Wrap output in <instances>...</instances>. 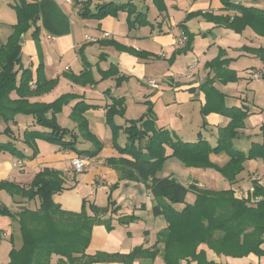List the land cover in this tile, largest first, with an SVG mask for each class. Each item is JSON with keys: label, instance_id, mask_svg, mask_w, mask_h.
Masks as SVG:
<instances>
[{"label": "crops", "instance_id": "1", "mask_svg": "<svg viewBox=\"0 0 264 264\" xmlns=\"http://www.w3.org/2000/svg\"><path fill=\"white\" fill-rule=\"evenodd\" d=\"M18 1L0 0V46L5 45L14 32L17 17L13 4ZM34 1L38 4L39 16L24 33V43L20 44V64L29 70L31 86L38 78L56 82L28 99L30 102L51 103L65 94L78 96L63 104L54 114L58 125L68 130L65 137L74 138L78 150H91L94 143L79 130L72 118L73 107L79 101L96 105L87 108L82 115L87 121L88 131L100 142L101 149L94 156H86L41 138L26 144L23 140L26 130L48 129L37 124L31 115L19 113L13 121H0V142L10 141L25 157L0 151V182L7 181L28 189L38 172L45 168L57 171L64 180V189L53 195V201L73 212L81 211L83 198L90 195V203L104 207L108 200L100 195L108 189H114L111 196H115V203H119L117 201L122 193L126 192L120 190L124 186L129 192L123 200L126 204L118 205L114 212L108 211L103 216L110 217L112 229L106 230L104 224L93 225L85 253L125 255L140 249L144 252L127 264H164L160 252L162 244L156 239L157 233L166 227V222L162 216L152 214L153 201L149 190L144 183L128 179L124 168L107 161L110 157L130 156L119 154L112 144L113 138L105 122L106 106L111 103L112 97L123 99V116L115 115L113 118L115 123L120 120V126L124 127L130 120L139 118L141 122L146 121L144 127L148 134L155 129H163L182 141L204 139L215 145L219 128L226 126L230 117L217 112H202L206 103L203 87L213 77L208 62L221 55L229 61L225 67L233 70L238 79L221 82L214 78L211 84L223 94L225 106L244 107L248 111L244 125L237 129L232 144L240 150L250 148L252 143L264 144V103L260 100L261 96L249 100L244 90V80L248 78L253 92L256 88L260 93L264 88V82H258L264 79L263 55L255 50L264 49V36L255 34L249 27L236 33L208 15L233 17L240 15L239 7L264 9V0H235L231 8H226L222 0ZM77 2L85 3L82 12L76 10ZM105 2L126 4L129 11L119 9L102 16L95 15L99 5ZM104 33L108 35L104 36ZM211 33H214L213 37ZM182 34L186 35L185 45L177 43ZM85 69L90 73L89 78L95 80L94 84L73 79ZM109 69L115 73L102 77L101 71ZM252 73H257L258 78H252ZM20 74L21 70L18 76ZM117 77L122 79L116 85ZM148 80L155 81L156 86H150ZM252 82L258 83L254 87ZM106 90L108 94H104ZM10 97L16 98L17 94L12 91ZM50 115L51 112H47V116ZM6 126L11 130L9 135L2 133ZM125 143L124 136L119 145ZM166 153L170 155L171 149L168 148ZM74 156H86L88 162L84 172L69 177L70 159ZM170 160L167 158L166 162ZM256 160L264 166V160ZM18 161L21 164L18 165ZM242 172L234 182L228 181L229 189L236 197L246 196L253 180L264 187V169L258 174L248 172L247 177H241ZM197 185L200 186L199 183ZM9 198L13 213L23 208L35 210L40 203L37 197L28 199L19 193L13 196V200ZM0 203L6 204V201L0 198ZM86 212L93 214L88 207ZM129 215H134L136 219L123 223L118 221ZM0 218L9 222L8 226L0 225V264H6L15 243L21 246V241L17 239L20 231L17 232L18 223L11 216ZM3 238L8 243L2 245ZM155 249L158 253L151 257ZM205 251L209 260L219 264H264V255L250 253L243 257H231L216 254L210 249ZM52 258L56 260L57 256L52 255ZM90 264L125 263L110 260ZM180 264L197 263L181 261Z\"/></svg>", "mask_w": 264, "mask_h": 264}, {"label": "trees", "instance_id": "2", "mask_svg": "<svg viewBox=\"0 0 264 264\" xmlns=\"http://www.w3.org/2000/svg\"><path fill=\"white\" fill-rule=\"evenodd\" d=\"M226 8L233 5L229 0H222ZM82 12L85 3L77 2ZM17 22L13 26L14 32L8 37L5 45L0 46V121L8 123L13 121L16 114L31 115L35 122L48 131L26 130L23 140L32 144L36 138H41L57 144L60 148L75 151L77 154L94 156L101 149V144L87 129V121L82 115L90 105L79 101L72 110V118L76 120L78 128L83 135L94 143L91 150H78L73 139L65 136L68 130L62 128L56 122L54 114L71 99L78 98L74 94H65L51 103L30 102L29 97L52 87L55 80L46 81L37 79L31 86V74L20 64L21 45L19 38L39 16L38 4L34 0H19L13 4ZM127 9L126 4L105 2L99 5L97 16H102L109 11ZM240 15L233 17L211 16L224 26L236 32L241 31L246 25L251 26L258 34L264 36V9L257 7H239ZM188 45V44H187ZM186 45V46H187ZM256 53L263 55L264 49H255ZM251 51H254L251 49ZM228 59L221 55L208 62V68L213 77L203 87L206 93V103L202 108L203 113L217 112L230 117L229 123L219 128L218 139L215 146L208 141L198 139L193 142L182 141L173 138L163 129H155L148 134L144 127L145 122L130 120L124 126L126 143L118 145L115 134L120 126L114 123V116L123 115L124 105L122 98H111V103L106 106L105 122L113 131V145L119 154L126 157H110L107 161L126 170L127 177L144 183L152 196V214L162 216L166 227L157 233V243L162 244L160 250L164 264H180L196 262L197 264H219L206 257L205 249H210L216 254L231 257H243L250 253L257 256L264 255L262 244L264 243V187L253 180V190L246 198H237L231 189L209 190L201 188L197 182L188 186L172 176H157L168 157H175L185 166H213L230 183L243 170V163L247 159H264V144L252 143L247 152L233 146L232 140L237 134V129L243 127V120L247 116V109L240 107H227L223 102V94L214 86V78L221 82L236 81L238 77L233 70H228L225 65ZM21 74L18 78V73ZM102 77L113 75V69L101 71ZM86 69L74 80L94 84L95 80L89 78ZM117 77L116 85L121 82ZM14 91L16 98H11ZM108 94V90L104 91ZM51 112L47 116V112ZM143 126V127H142ZM122 127V126H121ZM264 129V128H263ZM2 133L9 135L11 130L6 126ZM146 142L145 153L141 152V144ZM164 146L171 148L170 155L164 154ZM0 151H7L15 157L24 158L25 155L10 142H0ZM223 151L228 160L222 166L210 162V152ZM64 180L57 171L45 168L38 172L32 179L28 189L18 187L15 183L0 182V188H7L11 193H19L28 199L39 198V207L35 210L21 209L17 213L10 212L3 205L0 206V214L11 216L19 226L21 234V246L12 248L9 252V261L6 264H90L93 262H105L110 260H122L125 264L144 251L135 249L129 254H106L96 252L88 255L85 250L90 242L91 230L95 224H104L107 230L112 229L110 217L103 218L109 211L114 212L118 207L108 208L113 201L108 199L107 206L99 207L93 203L82 201L79 212L65 210L53 201V195L61 192ZM193 192L194 201L186 204L181 210L174 207L175 203L183 202L187 192ZM257 198L251 202V198ZM112 206V205H111ZM86 207L92 211V215L86 212ZM134 215L124 216L119 222L135 220ZM158 251L151 253L154 257ZM52 255L57 259L52 262ZM262 264V263H260Z\"/></svg>", "mask_w": 264, "mask_h": 264}, {"label": "rangeland", "instance_id": "3", "mask_svg": "<svg viewBox=\"0 0 264 264\" xmlns=\"http://www.w3.org/2000/svg\"><path fill=\"white\" fill-rule=\"evenodd\" d=\"M230 3H235V0H229ZM223 3V2H222ZM227 15H222V17H225ZM246 27H249L255 34L257 35H260L258 34L251 26L249 25H246L242 30H244ZM228 29L236 32L235 30L227 27ZM241 30V31H242ZM241 31L239 32H236V33H240ZM211 36L213 37L214 36V33H211ZM230 36L232 37V35L230 34ZM262 36V35H260ZM233 39V38H232ZM20 76V75H19ZM18 76V78H19ZM245 81V87L246 89L244 88L245 90V94H247L248 96V99L251 100L253 97H259L261 96V102L264 103V88L261 89V94L259 93V90L255 88L254 92L253 90L251 89V82L248 79L244 80ZM258 82H264V79L263 81H258ZM256 82V83H258ZM250 83V84H249ZM253 84L255 82H252ZM256 83L254 84V87L256 85ZM253 88V87H252ZM251 89V90H250ZM125 112V110H124ZM123 112V114H124ZM119 115V114H117ZM119 116H123V115H119ZM123 119H125L123 117ZM121 118V121L123 120ZM139 120V118H137ZM120 122V120L117 121V123H115L116 125L120 126V124H118ZM108 127H109V124H107ZM110 129V133H111V137L113 138V131L112 129L109 127ZM174 139L176 138L175 135L173 134H170ZM127 137L126 133L124 132V127L120 126V128L117 129L116 131V134H115V139H116V142L121 144V138L123 137ZM177 139V138H176ZM27 144V143H26ZM113 144V142H112ZM123 144V143H122ZM141 144V152L145 153L147 151V149L144 147L146 142L143 141ZM211 145V144H210ZM216 145V144H215ZM215 145H211L212 147L215 146ZM121 146V145H120ZM171 149L169 146H164V154L167 155L166 153V150L167 149ZM249 148H245V149H241L242 151L244 152H247ZM168 158H171V160L169 162H164L161 170H159L157 172V175H163V176H172L174 177L175 179H177L178 181H180L182 184L188 186L189 184L191 183H194V182H197L200 184V187L201 188H204V189H209V190H220V189H228L229 188V182L221 175V173L213 166H185L182 164L181 161H179L177 158L175 157H168ZM209 161L214 163L215 165L217 166H222L224 165L226 162H227V154L223 151H220V152H210L209 153V157H208ZM262 160H264L263 158H261ZM167 160V159H166ZM60 164V163H59ZM243 172H242V175L241 177H247L248 176V172H253L254 174H258L259 172L261 173L262 172V169H264V166L261 165V162L257 161L256 159H247L244 161V164H243ZM251 172V174H252ZM128 179H131V178H128ZM68 182V181H66ZM253 185V183H252ZM90 188H93L92 185H90ZM112 190L114 191V189H108L107 192L104 194L102 193L100 195V197H105L108 199H110V201H113V203L111 204H108V208L111 210L113 207H117L118 205H122L124 206L123 204H126L123 200L125 198V196L127 195L126 192L129 194L128 190L124 187V186H121L120 190H126V192L122 193L120 199L117 201L119 203H115L116 201L114 200L115 196L112 197L111 196V192ZM0 191H3L1 192V195H0V198L2 200H5L6 201V204L5 203H0V206L3 205L4 207H6L10 212L13 213V211L10 209L11 206H13V204H11V201L9 200V196L12 197L11 200H13V196H15L16 194L15 193H11L6 187L5 188H0ZM118 191H116L114 194H116ZM86 196V195H85ZM88 198H92V195H90ZM88 198H83V200L86 201V203H90L92 199H88ZM259 197L257 198H251L250 201L251 202H254L258 199ZM39 200V198H37ZM194 201V194L193 192L189 191L187 192L186 196H185V199L183 202H179V203H175L174 204V207L178 210H181L186 204H191L193 203ZM112 205V206H111ZM104 206H107V202ZM112 207V208H111ZM0 216L4 217V216H8L10 217L9 215H5V214H0ZM1 220L3 221H0V225H5V226H8L9 225V222H7L8 220L7 219H2L0 218ZM6 222V223H5ZM106 229V228H105ZM107 230V229H106ZM19 230H17L18 232ZM16 232V233H17ZM19 238L18 239V242H22L21 240V234L19 232ZM8 243L7 242V239H4L3 238V242H2V245ZM14 248H19L18 247V243H15V245L13 246ZM9 256V255H8ZM57 259V258H56ZM56 260L54 258H52V262H55Z\"/></svg>", "mask_w": 264, "mask_h": 264}, {"label": "built area", "instance_id": "4", "mask_svg": "<svg viewBox=\"0 0 264 264\" xmlns=\"http://www.w3.org/2000/svg\"><path fill=\"white\" fill-rule=\"evenodd\" d=\"M65 1L73 2L74 0H65ZM75 4H76V10H78L79 7H80L79 4L78 3H75ZM107 35H108V33H104V36H107ZM186 40H187L186 39V35L182 34L181 38L178 39L177 43L179 45H185ZM251 76H252V78H258V74L257 73H252ZM148 84L150 86H154V87L156 86L155 81H153V80H148ZM87 162H88V157H86V156H74V157H72L70 159V168H69V170L67 172V176L73 177L75 174L84 172L85 169H86V166H87ZM17 164L18 165L21 164L20 161H18ZM252 190H253V187H251L249 189V192H251ZM247 195L244 196V197L240 196V197H237V198H246Z\"/></svg>", "mask_w": 264, "mask_h": 264}, {"label": "water", "instance_id": "5", "mask_svg": "<svg viewBox=\"0 0 264 264\" xmlns=\"http://www.w3.org/2000/svg\"><path fill=\"white\" fill-rule=\"evenodd\" d=\"M23 43H24V34H21L19 38V44H23Z\"/></svg>", "mask_w": 264, "mask_h": 264}]
</instances>
